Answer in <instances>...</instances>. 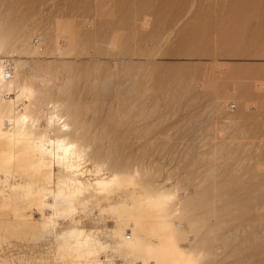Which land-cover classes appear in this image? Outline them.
I'll use <instances>...</instances> for the list:
<instances>
[{
  "label": "rangeland",
  "instance_id": "rangeland-1",
  "mask_svg": "<svg viewBox=\"0 0 264 264\" xmlns=\"http://www.w3.org/2000/svg\"><path fill=\"white\" fill-rule=\"evenodd\" d=\"M0 32L8 69L33 68L36 99L60 102L92 160L191 197L182 220L206 264H264V0H0ZM92 203L76 221L113 247L114 220ZM25 238L8 240L13 264H55Z\"/></svg>",
  "mask_w": 264,
  "mask_h": 264
},
{
  "label": "bare ground",
  "instance_id": "bare-ground-1",
  "mask_svg": "<svg viewBox=\"0 0 264 264\" xmlns=\"http://www.w3.org/2000/svg\"><path fill=\"white\" fill-rule=\"evenodd\" d=\"M8 38L0 32V264L14 263L8 254L18 246L9 241L26 240L28 236L27 242L41 243L39 248L52 254L55 264H114L100 259L109 250L123 253L125 264H206L205 259L211 255V249L206 250L207 241L203 237L198 241L192 231L194 224L185 225L186 217L182 220L183 206L191 197L184 191L185 198L180 199L178 185L153 187L142 179L145 175L137 166L119 171L109 162L92 160L90 152L94 150L86 144L82 128L72 127L71 117L60 102L40 99L41 95L36 99L38 92L27 75L33 68L28 66L25 71V65L16 61L8 69L9 60H2L3 49L11 41ZM35 42L40 49L39 40ZM32 52V56H41L37 50ZM44 109L47 116L43 128ZM89 175L91 178L86 179ZM14 177L18 179L11 183L9 179ZM92 197H97L95 204L90 202ZM90 203L98 208L99 219L103 213L114 220L115 227L106 230L108 235L102 234L114 240L113 247L103 242L98 232L94 235L93 230H84L81 217V222L76 221L79 211L92 214L87 207ZM34 211L38 219L29 215ZM66 224L69 226L63 227Z\"/></svg>",
  "mask_w": 264,
  "mask_h": 264
},
{
  "label": "built area",
  "instance_id": "built-area-1",
  "mask_svg": "<svg viewBox=\"0 0 264 264\" xmlns=\"http://www.w3.org/2000/svg\"><path fill=\"white\" fill-rule=\"evenodd\" d=\"M36 41V40H35ZM35 43H37V42H35ZM235 108V106H231V109H234Z\"/></svg>",
  "mask_w": 264,
  "mask_h": 264
}]
</instances>
